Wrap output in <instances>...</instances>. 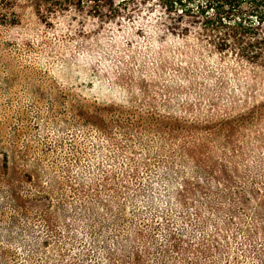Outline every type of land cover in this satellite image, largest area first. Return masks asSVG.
Here are the masks:
<instances>
[{
    "label": "rangeland",
    "instance_id": "rangeland-1",
    "mask_svg": "<svg viewBox=\"0 0 264 264\" xmlns=\"http://www.w3.org/2000/svg\"><path fill=\"white\" fill-rule=\"evenodd\" d=\"M66 1L0 12V264H264V66Z\"/></svg>",
    "mask_w": 264,
    "mask_h": 264
},
{
    "label": "trees",
    "instance_id": "trees-1",
    "mask_svg": "<svg viewBox=\"0 0 264 264\" xmlns=\"http://www.w3.org/2000/svg\"><path fill=\"white\" fill-rule=\"evenodd\" d=\"M29 2L39 8L42 18H47L45 9L62 3L63 0H0V9L4 17L19 2ZM77 7H89L95 10L99 19L143 17V11L162 8L157 17L170 18L176 23L200 24L211 36H217L216 44L221 51H233L238 56L253 64L264 66V0H67ZM154 10V9H153ZM151 15V14H150ZM215 38V37H214ZM75 203L78 213L84 208L89 223L92 224V243L100 242V234L109 227L116 215L100 214L92 208L91 214L87 203ZM83 206V207H82ZM127 205H125L126 207ZM88 210L90 213H88ZM135 215V214H134ZM127 224H136L138 215L133 218L120 214L119 218ZM124 239L121 241L123 242Z\"/></svg>",
    "mask_w": 264,
    "mask_h": 264
}]
</instances>
